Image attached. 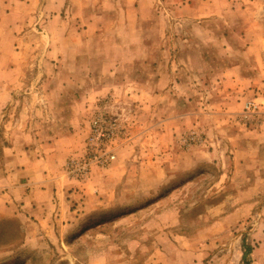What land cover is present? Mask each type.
Returning a JSON list of instances; mask_svg holds the SVG:
<instances>
[{"label": "rangeland", "instance_id": "obj_1", "mask_svg": "<svg viewBox=\"0 0 264 264\" xmlns=\"http://www.w3.org/2000/svg\"><path fill=\"white\" fill-rule=\"evenodd\" d=\"M22 1L15 40L0 23V156L14 141L83 190L68 222L1 216L0 264H264V42L242 46L264 41V0H209L204 23L192 0H103L98 32L96 0ZM9 172L0 192L28 179Z\"/></svg>", "mask_w": 264, "mask_h": 264}, {"label": "crops", "instance_id": "obj_2", "mask_svg": "<svg viewBox=\"0 0 264 264\" xmlns=\"http://www.w3.org/2000/svg\"><path fill=\"white\" fill-rule=\"evenodd\" d=\"M3 5H0V23L3 24V29L6 31L8 39L15 40L16 38V31H22L24 29V22H16L12 24L10 21L5 22L6 18H10L12 16L18 15L19 11H21V8L23 9V6H26L27 9H31L32 4H28L27 1L24 2V5L22 0H0ZM17 1H20L17 2ZM58 0V3L56 4V8H58L62 13L65 11V0ZM136 1L138 0H128L125 4L121 3L122 10H118L116 8V13L112 15H116L120 13V11L124 12L126 16H129L132 12V10H135L136 6L140 4H136ZM209 0H192L190 4L184 5V10L182 9L180 12V15H182L183 18H190V19H197L198 22L201 21L202 23L206 22L205 19L214 16L215 12L210 6L211 3H209ZM18 4V7L14 6ZM26 4V5H25ZM45 4V8L41 12H36V16L44 15V16H51V12L54 9V6L51 5L50 0H44L42 1V5ZM101 4H103V0H96L95 4H90L86 8H88V13L90 18H87L88 23L85 22L87 29L84 27V31L89 32L91 30L90 24L94 23V29L93 31L98 32L103 29L102 26H100L98 18H103L104 11L101 7ZM93 6L94 9L90 10L89 8ZM137 6V7H138ZM18 11V13H17ZM32 11V10H30ZM48 13V14H47ZM94 13V14H93ZM25 16V13H24ZM198 18H203L204 20H200ZM92 21V22H89ZM51 20H49L48 25L50 24ZM235 33L234 31H232ZM230 36V35H229ZM228 36V38H229ZM12 38V39H11ZM11 42V41H10ZM6 42V43H10ZM52 42V41H51ZM242 46L244 48H251V47H260L262 45L261 39H254L253 41H249L246 38L242 41ZM227 76V75H225ZM238 78L236 77V80ZM240 79V83L243 84V86H238L240 91L243 90V88L248 87V82L252 81L254 78H248V81ZM254 82H257V80H253ZM5 88L0 87V96L5 97L7 96V86L4 85ZM1 110V109H0ZM60 139H57L55 142L52 143H58ZM15 142L11 141L10 145L7 146L2 150V156L0 158L3 160V164L0 163V185L3 184L2 182H8V184H11L9 180L12 179V176L14 173L9 172L8 170H17L22 171V174H24L26 179V183L20 184L17 186H14V188L8 189V191L0 192V217L6 216L8 214H14V216H17L14 211H17L18 215H24V217L29 221L33 223H39V224H49V220H52L54 222L60 221L63 223V221L67 218L68 214H73L74 211L72 209L69 210L70 205L72 204V198L74 196H81V187H78L80 191L77 190V188H73L78 185L75 180H72L70 178H56L55 175H52L50 171L47 170V172L43 169L44 164L41 160L38 159V157H35V160H31L28 164L24 161L27 160L26 157H29V152H23V151H16L14 152L15 148ZM14 144V146H13ZM62 149V148H61ZM68 149L67 150H61L58 154L63 155L66 157L68 155ZM18 156L19 163L14 164L13 166L9 167L7 164V159L10 155ZM37 153V152H36ZM35 153V154H36ZM34 154V153H32ZM31 158V157H30ZM49 153L46 155V159H49ZM34 168H39L38 170H34ZM21 176V174H20ZM23 178V177H22ZM21 181V179H20ZM74 190H71V189ZM71 190V191H70ZM76 190L78 191V194H75ZM14 192H19V200L22 201L19 206L15 205L10 206L7 205V202L10 201V199H13L11 194ZM9 192V193H8ZM70 198V199H69ZM80 201V200H79ZM99 203H102V200L98 201ZM80 204V202H79ZM14 210V211H13ZM19 215V216H20ZM29 217V218H27ZM71 218V217H70ZM70 218H67L66 222ZM23 220V219H22ZM72 220V219H71ZM46 222V223H45ZM28 224V223H27Z\"/></svg>", "mask_w": 264, "mask_h": 264}, {"label": "built area", "instance_id": "obj_3", "mask_svg": "<svg viewBox=\"0 0 264 264\" xmlns=\"http://www.w3.org/2000/svg\"><path fill=\"white\" fill-rule=\"evenodd\" d=\"M93 124H94V127H95V131L97 133L95 137H98V140H101V144L104 143V140L106 139V137L110 136L111 134L109 132L108 133L107 132H103V126H102V124H100L99 120L95 119L93 121Z\"/></svg>", "mask_w": 264, "mask_h": 264}]
</instances>
